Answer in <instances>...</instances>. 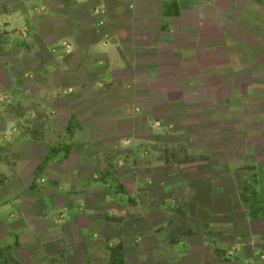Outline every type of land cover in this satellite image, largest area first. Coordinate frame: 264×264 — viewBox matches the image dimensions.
<instances>
[{"label": "crops", "instance_id": "obj_1", "mask_svg": "<svg viewBox=\"0 0 264 264\" xmlns=\"http://www.w3.org/2000/svg\"><path fill=\"white\" fill-rule=\"evenodd\" d=\"M181 128L171 151L163 138ZM198 128L221 133L220 153L196 150L209 141ZM157 164L176 165L160 193L178 195L152 196L150 211L135 194ZM193 192L206 199L187 203ZM263 252L264 0H0V264H264Z\"/></svg>", "mask_w": 264, "mask_h": 264}, {"label": "rangeland", "instance_id": "obj_2", "mask_svg": "<svg viewBox=\"0 0 264 264\" xmlns=\"http://www.w3.org/2000/svg\"><path fill=\"white\" fill-rule=\"evenodd\" d=\"M11 2H13V0H11ZM5 5V4H4ZM181 130L182 131H185V132H182V134H176V133H167L166 136H164L163 139H166L165 141H169L170 143H166V144H169L168 147H170L171 151L173 149V151H175V147H173L174 145H172V140H175L176 141V138L178 137V135H182V136H186L188 134L187 130H185V128H181V129H176V131H179ZM199 130V131H198ZM215 129H197L196 131V136H197V139L199 140H202L204 138H207L209 141H207L208 143H204V141H194L192 142V145L196 148V150H200L198 148H201V147H204L205 145L209 146V148L212 150L213 153H220L221 152V147H222V142H220L221 140L220 139V132H215L214 131ZM218 131V130H217ZM199 132H201L202 134H200ZM231 136L232 133L229 132L228 133V136ZM218 139V140H217ZM229 154H231L232 152H235L234 150H231L229 149ZM158 166H154L153 167V171L156 172V173H162L160 175L161 178H157V177H151L153 183H152V186H151V192H141V193H136L135 194V201H137V203L139 204L138 206H140L141 204L143 205L144 204V201H148V206L147 208L149 207V210L151 211L154 207H156L155 205H151L150 203L152 202L151 200H153L152 196H154V200L153 202L154 203H157V202H172L174 200H176V195H178V193H176V189H173L171 191H168V192H161V188L165 187L167 185V183L169 181H175L176 180V165H172V164H168V165H165V164H157ZM247 165V164H246ZM249 172V171H248ZM203 177V176H202ZM201 176L200 177H197L198 181L199 182V179L202 178ZM226 177H222V176H210L209 179H211L212 182L216 181V182H222L223 180H225ZM244 178V182H243V186L244 188L247 190L246 191V201L248 203H251L253 201H257L258 197L256 194H254L255 192H258L260 187H259V184L257 185L256 184V180L260 182V180L257 178V177H252V176H247V177H243ZM124 182L128 185V187L132 188V178L131 177H126V178H123ZM197 184L199 183H196V186ZM156 195H158V197H156ZM183 198L185 199V201H187V203H191V202H195V201H203L206 199V196L204 193H201V192H193L191 195H185V197L183 196ZM104 199L103 195H98L97 197H92L91 198V202H97V203H101V201ZM158 199V201L156 202V200ZM151 202H150V201ZM134 201V200H133ZM141 203V204H140ZM98 204V205H99ZM157 205V204H156ZM135 211L136 210H140L141 207L139 208H133ZM122 210V209H121ZM204 215V212L203 211H199V212H196L194 213V217L195 218H199L201 216ZM186 217V214H184L183 212L181 213H178V217L181 221H183V217ZM152 217V223L154 225H158L162 216L159 212H155L151 215ZM175 220H176V211H175ZM170 227H169V232H170V236L172 237L170 239V246H171V242L173 240V238L176 239V230H178L179 228L181 229L183 227L182 225V222L181 223H176V221H174L173 223L169 224ZM111 227V230L110 231H116V232H120V230L118 229V226L116 224H112L110 225ZM146 227V226H145ZM146 229V228H145ZM148 244H149V248L151 249L152 247H154L155 243H154V239L152 236H149L148 238ZM149 251H152V249ZM261 260L264 261V259L261 258ZM230 264H235V263H230Z\"/></svg>", "mask_w": 264, "mask_h": 264}, {"label": "built area", "instance_id": "obj_3", "mask_svg": "<svg viewBox=\"0 0 264 264\" xmlns=\"http://www.w3.org/2000/svg\"><path fill=\"white\" fill-rule=\"evenodd\" d=\"M261 258L264 259V252L261 254Z\"/></svg>", "mask_w": 264, "mask_h": 264}, {"label": "trees", "instance_id": "obj_4", "mask_svg": "<svg viewBox=\"0 0 264 264\" xmlns=\"http://www.w3.org/2000/svg\"><path fill=\"white\" fill-rule=\"evenodd\" d=\"M255 202H257L256 200L255 201H253V203H255Z\"/></svg>", "mask_w": 264, "mask_h": 264}]
</instances>
